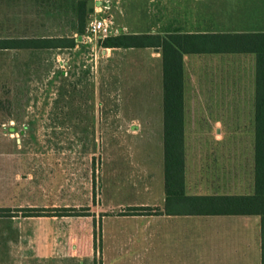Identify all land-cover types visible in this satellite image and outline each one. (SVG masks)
<instances>
[{
  "label": "rangeland",
  "instance_id": "obj_1",
  "mask_svg": "<svg viewBox=\"0 0 264 264\" xmlns=\"http://www.w3.org/2000/svg\"><path fill=\"white\" fill-rule=\"evenodd\" d=\"M77 1L0 0V39L76 36ZM210 4L91 0L86 22L107 17L123 34L212 31ZM103 39L84 29L73 48L0 49V207L45 209L0 218V264H102V219L128 209L127 191L156 186L146 163L157 164L162 141L161 52L104 49ZM62 207L89 214L50 212Z\"/></svg>",
  "mask_w": 264,
  "mask_h": 264
},
{
  "label": "crops",
  "instance_id": "obj_2",
  "mask_svg": "<svg viewBox=\"0 0 264 264\" xmlns=\"http://www.w3.org/2000/svg\"><path fill=\"white\" fill-rule=\"evenodd\" d=\"M210 16L215 30L184 33H264V0H211ZM113 28L116 35L123 34L114 22ZM182 67L185 195H253L255 54H184ZM189 128L196 130L195 136H187ZM156 152L157 164L154 160L146 163L148 170L156 168V186L127 191L133 202L126 208L163 210V140ZM122 213L101 221L98 241L102 264H261L259 215ZM93 222L83 235L87 255L94 253Z\"/></svg>",
  "mask_w": 264,
  "mask_h": 264
},
{
  "label": "trees",
  "instance_id": "obj_3",
  "mask_svg": "<svg viewBox=\"0 0 264 264\" xmlns=\"http://www.w3.org/2000/svg\"><path fill=\"white\" fill-rule=\"evenodd\" d=\"M75 6L76 36L0 39V49L73 48L85 29L86 4ZM104 49L159 48L162 71L164 208L129 207L122 215H259L261 264H264V33L118 34L100 42ZM253 53L256 56L255 185L250 196H187L184 193L183 67L184 54ZM45 209L0 208V217H39ZM57 217L88 216L87 209H51ZM95 235V234H94ZM95 239V237H94Z\"/></svg>",
  "mask_w": 264,
  "mask_h": 264
},
{
  "label": "built area",
  "instance_id": "obj_4",
  "mask_svg": "<svg viewBox=\"0 0 264 264\" xmlns=\"http://www.w3.org/2000/svg\"><path fill=\"white\" fill-rule=\"evenodd\" d=\"M85 32L89 35L102 38L116 35V30L113 28V21L103 16H92L86 22Z\"/></svg>",
  "mask_w": 264,
  "mask_h": 264
},
{
  "label": "water",
  "instance_id": "obj_5",
  "mask_svg": "<svg viewBox=\"0 0 264 264\" xmlns=\"http://www.w3.org/2000/svg\"><path fill=\"white\" fill-rule=\"evenodd\" d=\"M88 12H89V13H92V12H93V8H89V9H88ZM153 50H154V51H159L158 48H154Z\"/></svg>",
  "mask_w": 264,
  "mask_h": 264
}]
</instances>
